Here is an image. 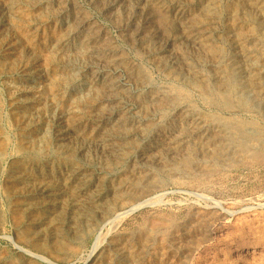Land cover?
I'll return each instance as SVG.
<instances>
[{"label": "rangeland", "instance_id": "rangeland-1", "mask_svg": "<svg viewBox=\"0 0 264 264\" xmlns=\"http://www.w3.org/2000/svg\"><path fill=\"white\" fill-rule=\"evenodd\" d=\"M254 135L264 0H0V264H264Z\"/></svg>", "mask_w": 264, "mask_h": 264}, {"label": "bare ground", "instance_id": "bare-ground-1", "mask_svg": "<svg viewBox=\"0 0 264 264\" xmlns=\"http://www.w3.org/2000/svg\"><path fill=\"white\" fill-rule=\"evenodd\" d=\"M248 1V0H247ZM261 1V0H260ZM257 3V2H256ZM240 4V3H239ZM243 7V6H242ZM261 7V6H260ZM230 9H232V8H230ZM230 13V12H229ZM191 14V13H190ZM192 14H193V12H192ZM231 22V21H230ZM211 24V23H210ZM62 44V43H61ZM248 51H250V50H248ZM244 55V59L246 60V61H248L249 60V56L246 54V53H244L243 54ZM116 63V62H115ZM250 68V67H249ZM238 69V68H237ZM232 70H233V68H232ZM235 73V72H234ZM252 73V72H251ZM255 74V73H254ZM250 75V77H251V74H249ZM239 76V75H238ZM241 76V75H240ZM253 76V75H252ZM261 76V75H260ZM222 77H224V76H222ZM245 77V76H244ZM259 77V76H258ZM234 78V77H233ZM261 78V77H260ZM216 79V78H215ZM253 79H255V78H253ZM253 79H251V80H253ZM234 81H235V79H234ZM257 81V80H256ZM233 83V82H232ZM207 85V84H206ZM256 86V85H255ZM249 87H251V86H249ZM254 87V86H253ZM252 87V88H253ZM212 88V87H211ZM244 88V87H243ZM107 94V93H106ZM212 95V94H211ZM216 100V99H215ZM143 103V102H142ZM239 105V104H238ZM68 107V106H67ZM64 109H66V108H64ZM124 122H126V119L124 118V117H121L120 119H119V125L118 126H120L122 123H124ZM196 124V123H195ZM125 125V124H124ZM44 126V125H43ZM63 127V126H62ZM237 128V130H239V132L242 134V135H244V137L247 135L245 132H244V130H242V129H240V128H238V127H236ZM77 130V129H76ZM256 132V131H255ZM257 132H259V131H257ZM101 136V135H100ZM184 137V136H183ZM250 139V141H252L250 144L251 145H253V146H255L256 148H259V147H261L262 148V151H264V140L262 139V138H260V137H257V136H250L249 137ZM124 140V139H123ZM184 145V144H183ZM78 175V174H77ZM132 210V209H131ZM126 213V212H125ZM120 217V216H119ZM124 217V216H123ZM117 218H118V216H117ZM101 238L100 237H98L97 238V240L95 241V247L94 248H96V247H98L99 246V244L101 243Z\"/></svg>", "mask_w": 264, "mask_h": 264}]
</instances>
